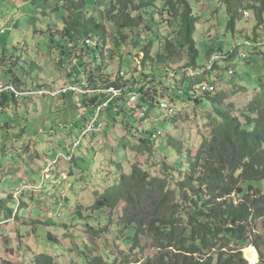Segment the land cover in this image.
<instances>
[{"label": "trees", "instance_id": "1", "mask_svg": "<svg viewBox=\"0 0 264 264\" xmlns=\"http://www.w3.org/2000/svg\"><path fill=\"white\" fill-rule=\"evenodd\" d=\"M65 1L71 17L62 18L61 28L51 29V54L56 56L49 55V61L61 67L69 63L67 67L73 66L72 70L77 63L86 68L82 75L88 73L85 79L91 83L86 97H94L85 105H96L93 119L98 116L93 133L103 132L100 119L105 108L109 114L118 110L120 115L134 117L136 110L129 105L134 94H140L141 101L148 105V109L144 105L148 114L149 108H157L156 100L160 98L171 103L177 110L175 115H168L174 131L183 124L192 129L202 123L205 129L199 133L200 144L196 145L173 138L170 133L161 141L162 136L151 137L153 132L143 137L127 123V130L142 136L133 144V151L146 160L143 164L135 160L130 174H121L116 185L97 196L91 209L98 211L95 214L102 212L98 225L60 227L61 234L66 231L78 243L89 244V251L74 249L78 258L70 257V264H122L121 252L129 257L125 263L133 264H251L239 251L251 246L258 251V264H264L262 247L250 230L251 222L264 218V0H220L227 8L228 28L234 35L244 11L252 12L258 23L255 36L248 37L251 57L244 54L243 58L249 63L253 60L259 71L247 83L235 82L238 70L233 63L241 56L239 49L219 59L224 51L211 47L203 58L196 40L202 17L195 14L191 0ZM105 21L112 26V37L108 36ZM89 38L98 43L95 48L86 44ZM109 42L114 45L113 60L120 56L121 69L127 59H132V66L143 65L139 80L133 79L137 83L121 77L113 81L107 68L99 72L87 61L89 52L101 50L105 57ZM131 49L136 52L132 54ZM184 52L188 63L175 68L176 57ZM0 56V71L8 72V55ZM75 57L80 62L74 63ZM200 58H210L212 66L200 65ZM8 82L23 87L17 77ZM225 87L227 91L222 90ZM238 89L252 91V100L236 114L233 105L226 104V95H236ZM8 96L14 102L20 101L14 93L1 94L0 112H5ZM187 105L193 112L187 110ZM77 144L79 148L80 142ZM120 203L123 209L117 213ZM7 211L6 215L11 216L12 209ZM52 235L58 236L50 232L49 240L63 243L72 253L67 241L55 240ZM115 235L121 250L107 247L106 236ZM6 239L9 245L11 240ZM96 239H102L101 252L94 248ZM147 249L153 252L146 255ZM8 250L13 252L12 247ZM32 252L30 264H59L58 255ZM6 264L13 262L7 259Z\"/></svg>", "mask_w": 264, "mask_h": 264}, {"label": "rangeland", "instance_id": "2", "mask_svg": "<svg viewBox=\"0 0 264 264\" xmlns=\"http://www.w3.org/2000/svg\"><path fill=\"white\" fill-rule=\"evenodd\" d=\"M66 3L65 0H0V55H8V72L2 70L0 76L7 81L17 77L23 85L20 87L22 91L28 89L31 92H41L47 89L56 92L61 89L56 97L44 95L43 92L21 98L20 103L8 96L10 100L5 102V112H0V264H6L7 259H11L13 264H30L32 251L58 255L59 264H70V257L78 258L74 249L89 251V244L88 241L78 243L66 231L61 234L60 227L65 225L80 228L83 223L98 225V219L102 220V212L95 214L98 211L91 209L97 196L102 195L106 188L116 185L121 174H130L135 160V163L141 164L146 160L133 151L136 140L146 137L150 132L160 131L162 137H158V141L170 133L173 138L195 142L197 145L200 144L199 133L205 132L202 123L198 128L193 126L192 129L187 124L177 125L178 131H174L171 118L159 105L157 108H149L147 120L140 119L136 113L134 117L120 115L118 110H112L109 114L105 112V108L100 119L104 125L103 132L91 133L82 139L96 111V105L87 107L85 101L92 99L94 95L86 97L74 92H62L76 91L71 84L76 80H83L82 69L85 67L78 66L79 59L74 60L77 67L73 70V66L67 67L69 63L61 67L57 66L58 62L56 65L49 61L50 56H56L51 54V29L61 28L62 18L71 17ZM191 3L195 14L202 17L196 40L203 58L211 47L224 51L219 54V59H225L232 51L239 49L241 56L233 63L238 70L235 82L247 83L253 80L259 69L253 64V60L249 63L243 57L244 54L251 57L247 44L248 37L253 38L256 34L255 27L258 23L254 14L243 12V20L239 22L234 35L228 28L230 17L227 8L220 0H191ZM104 25L108 36L112 37V26L108 21ZM263 29L264 26L261 30ZM156 46L154 48L158 53L159 47ZM125 47L129 48V45L126 44ZM113 48V43L109 42L108 47H105L104 52L108 53L105 57H102L101 50L89 52L91 56L87 61L97 71L107 68V74L111 75L113 81L121 77L126 82L135 83L133 79L139 80L143 65L132 66V59H127L123 63L124 70L121 69L120 56L115 60L112 58ZM135 52L131 49L132 54ZM127 56L129 55L126 54L125 57ZM134 57L138 59V55ZM203 58L199 59L200 65L212 66L210 58L206 61ZM216 59L217 56L213 61ZM176 63L175 68L188 63L186 52L176 57ZM231 71L233 70L228 73ZM123 72L126 73L125 76L121 75ZM223 74L229 79L224 72L219 73ZM84 85H87L86 81ZM222 90L227 91L228 88ZM237 92L236 95H226V104L230 107L233 105L232 110L236 114L239 113L237 109L246 107L252 100V91L238 89ZM144 105L148 109V105L141 101L140 107ZM179 107L180 105L177 106L178 109ZM187 110L193 112L188 105ZM127 123L134 126L142 136L127 130ZM206 135H209V130ZM79 142L78 148L76 144ZM122 205L120 203L115 209L117 213L123 209ZM8 208L12 209L11 216L6 215ZM250 230L251 237L264 252V218L251 222ZM50 232L61 237L52 235L51 238L67 241L72 253L65 250L63 243L49 240ZM6 238L11 240L9 245H6ZM115 238L116 235L106 236L107 247L121 250L118 239ZM96 241L98 244L94 248L101 252L102 239ZM9 247H12L13 252L8 250ZM250 248L256 249L253 246ZM247 250L248 248L239 251L245 256ZM152 252L153 250L147 249L146 255ZM119 257L122 264H133L125 263L129 259L125 252H121ZM250 263L258 264L257 256Z\"/></svg>", "mask_w": 264, "mask_h": 264}, {"label": "built area", "instance_id": "3", "mask_svg": "<svg viewBox=\"0 0 264 264\" xmlns=\"http://www.w3.org/2000/svg\"><path fill=\"white\" fill-rule=\"evenodd\" d=\"M76 90H78V89H76ZM4 91H10L12 93H15L17 96H20L21 95V93H19L13 86L7 85L0 78V94L3 93ZM63 92H65V91H63ZM111 92L114 93V94H116V96H118L119 93H120L119 91H117L115 89H112ZM57 93H52V94L54 96H58ZM32 94H34V93H32ZM157 102H158V105H159L160 109L162 111H164L167 116L168 115H175L177 113L176 108L173 107V105H171V103H169L167 100H164V99L160 98V99L157 100ZM129 105L132 106V108H134L136 110V113L140 116V119H143V118H146L147 117L146 108L145 107H140L141 106V97L138 94H134L132 96V99H131ZM97 118H98V116H96V118L90 123L89 128L87 130L88 132L93 131L95 129V125L98 122L97 121ZM161 134H162L161 132H158L157 133V135H161ZM152 138L156 139L157 136L154 135V136H152ZM78 146H79V144L76 145V147H78Z\"/></svg>", "mask_w": 264, "mask_h": 264}, {"label": "clouds", "instance_id": "4", "mask_svg": "<svg viewBox=\"0 0 264 264\" xmlns=\"http://www.w3.org/2000/svg\"><path fill=\"white\" fill-rule=\"evenodd\" d=\"M95 43H97L96 41H95V39H91V38H89L87 41H86V44L89 46V47H92V48H95L96 46H97V44H95ZM95 45V46H94ZM94 46V47H93ZM88 56H91V54H89ZM76 59H79V60H81L79 57H75ZM100 72V71H99ZM122 76H125L126 75V73L125 72H123L122 74H121ZM0 78H1V80L2 81H4L7 85H11V86H13L19 93H21V95L20 96H17L15 93V95L17 96V97H20V100H21V98H26L27 96H29V95H31V96H33V95H39V94H42L43 92H44V95H52V96H54L52 93H57L58 91H60V90H58V91H56V92H53V91H50V90H47V89H45V90H42L41 92H37V91H34V92H31V91H29L28 89L26 90V91H22V89L19 87V88H17L13 83H10V82H8L7 80H4V78H2V76H0ZM83 80H81V81H75V82H73L71 85L72 86H74L76 89H78V90H76V91H72V90H69V91H67L66 93H70V92H74V93H76V94H80V95H88L89 93H90V91H89V86H90V81H89V79L87 80V79H85V78H89V76L87 75V73H84L83 75H82V77H81ZM87 82V85H84V82ZM12 93V92H10V91H4L3 93ZM3 93H1V94H3ZM32 93H34V94H32ZM84 93H86V94H84ZM0 94V95H1ZM62 94H65V92H63ZM61 94V95H62ZM139 96H140V94H138ZM133 96V95H132ZM54 97H56V96H54ZM141 97V96H140ZM147 111V110H146ZM96 118V117H95ZM147 118H148V112H147V117L146 118H143L142 120H144V119H146L147 120ZM94 120V119H93ZM92 120V121H93ZM92 121H89V123H91ZM88 128H89V126H88ZM88 130V129H87ZM85 131L84 132V134H83V137H86L88 134H91V133H93L92 131H90V132H88V131ZM158 132H160V131H158ZM157 132V133H158ZM157 133H154L153 135H151V137L152 136H154V135H156L157 137L158 136H160L161 137V135H157ZM250 248V247H249ZM248 248V249H249ZM258 252V251H257ZM245 257V256H244ZM246 259V258H245ZM250 263V262H249Z\"/></svg>", "mask_w": 264, "mask_h": 264}, {"label": "water", "instance_id": "5", "mask_svg": "<svg viewBox=\"0 0 264 264\" xmlns=\"http://www.w3.org/2000/svg\"><path fill=\"white\" fill-rule=\"evenodd\" d=\"M257 256V259H258V263H259V254L257 252L256 249L254 248H249L247 251H246V254H245V258L247 261L250 262V260H252L254 257Z\"/></svg>", "mask_w": 264, "mask_h": 264}]
</instances>
